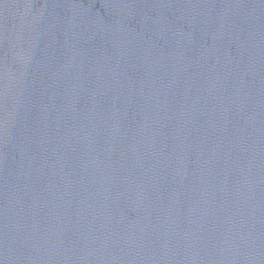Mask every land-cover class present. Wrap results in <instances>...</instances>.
<instances>
[{
	"label": "water",
	"instance_id": "1",
	"mask_svg": "<svg viewBox=\"0 0 264 264\" xmlns=\"http://www.w3.org/2000/svg\"><path fill=\"white\" fill-rule=\"evenodd\" d=\"M0 264H264V0H0Z\"/></svg>",
	"mask_w": 264,
	"mask_h": 264
}]
</instances>
